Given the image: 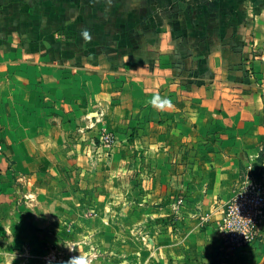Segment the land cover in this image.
<instances>
[{
	"label": "crops",
	"instance_id": "obj_1",
	"mask_svg": "<svg viewBox=\"0 0 264 264\" xmlns=\"http://www.w3.org/2000/svg\"><path fill=\"white\" fill-rule=\"evenodd\" d=\"M253 162L264 0H0V264H260L219 229Z\"/></svg>",
	"mask_w": 264,
	"mask_h": 264
},
{
	"label": "built area",
	"instance_id": "obj_2",
	"mask_svg": "<svg viewBox=\"0 0 264 264\" xmlns=\"http://www.w3.org/2000/svg\"><path fill=\"white\" fill-rule=\"evenodd\" d=\"M103 141L109 144L111 137L103 136ZM253 164L246 168L221 218L222 245L230 253L264 241V175L257 178ZM181 204L182 200L178 199L176 208Z\"/></svg>",
	"mask_w": 264,
	"mask_h": 264
},
{
	"label": "rangeland",
	"instance_id": "obj_3",
	"mask_svg": "<svg viewBox=\"0 0 264 264\" xmlns=\"http://www.w3.org/2000/svg\"><path fill=\"white\" fill-rule=\"evenodd\" d=\"M10 170L12 171L11 173L13 174L14 181L18 184H21L24 189H25V196L27 197L26 200H31V191L28 189V183L33 182L34 174H25V173H16L14 176L15 171L13 170L14 168L12 165L9 166ZM30 195V197H29ZM22 203L20 205V208H25V221H26V226L27 228L32 229V222L29 221L28 217L26 216L28 213V207L24 205V198L21 199ZM19 207V206H18ZM89 214H94V213H89ZM88 214V215H89ZM33 231V230H32ZM33 235H29L27 238V241L29 243V246L31 248V253L35 254L37 256V264H69L70 262H73V256L70 253H65L67 251V243H66V238L64 235L58 232V235H54V237L46 236V232L40 236L36 232H31ZM5 240V239H4ZM68 240V239H67ZM50 246V247H49ZM48 247L55 252L48 253ZM234 253V252H233ZM237 262V261H236ZM260 264H264V259L260 262Z\"/></svg>",
	"mask_w": 264,
	"mask_h": 264
},
{
	"label": "trees",
	"instance_id": "obj_4",
	"mask_svg": "<svg viewBox=\"0 0 264 264\" xmlns=\"http://www.w3.org/2000/svg\"><path fill=\"white\" fill-rule=\"evenodd\" d=\"M249 75V74H248ZM248 75H246V77H248Z\"/></svg>",
	"mask_w": 264,
	"mask_h": 264
}]
</instances>
